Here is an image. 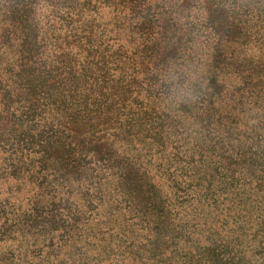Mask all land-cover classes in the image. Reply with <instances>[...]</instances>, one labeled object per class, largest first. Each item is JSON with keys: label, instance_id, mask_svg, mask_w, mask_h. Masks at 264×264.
<instances>
[{"label": "trees", "instance_id": "trees-1", "mask_svg": "<svg viewBox=\"0 0 264 264\" xmlns=\"http://www.w3.org/2000/svg\"><path fill=\"white\" fill-rule=\"evenodd\" d=\"M172 63L201 72L194 105L174 108L157 87ZM0 148L10 177L36 167L40 180L0 241L43 250L42 264L94 261L74 190L89 209L115 194L129 206L111 230L131 264H252L247 230L264 241V0H0ZM172 194L228 202L215 220L229 227L178 253L194 224Z\"/></svg>", "mask_w": 264, "mask_h": 264}, {"label": "rangeland", "instance_id": "rangeland-1", "mask_svg": "<svg viewBox=\"0 0 264 264\" xmlns=\"http://www.w3.org/2000/svg\"><path fill=\"white\" fill-rule=\"evenodd\" d=\"M10 164L11 159L7 153H4L0 148V203H4V206L6 205L7 210L5 211L3 208V213L0 211V237L1 234L5 232V228L8 227L5 224V220H7V214L17 215L23 211V213L29 211L33 200L40 191L37 186V183H39L40 180L38 179L36 167H31L29 171H25L18 175V178H14L8 175ZM173 169L174 167H172L170 171ZM174 171L176 170H173L172 172ZM159 172L160 171L157 172V170H153L151 174L158 175ZM165 182L166 180L162 179L163 187L166 191H168L167 185L164 184ZM73 192V200L77 202L79 206H81L80 209L86 214L89 213L91 215V218L86 225V228L90 229L91 233L90 244L88 246V251L94 259L91 264H131L133 259L130 258L128 249L127 251L122 252L117 245L118 243H121V238H123V236L119 234L118 236H114L113 231L111 230V228L114 227V224L116 228L119 226L121 220H123V216L125 214L124 212L128 210L127 208L129 206L125 205V203L122 202L119 197H116L117 195L115 194L113 200L112 198L108 199L107 203H104V205L99 207L97 210L96 207L89 209L86 206L88 205L87 202L81 198V193L78 192V190H74ZM167 197L170 209L182 212L181 215H185V217L190 218V224H194V227L190 229L194 233L191 235L189 234L190 237L188 239L185 237L177 241V245L180 248L177 251L178 253L182 248L189 249L190 244H205L207 237L211 235V232L213 233L214 230L219 232L221 230H227L226 227H229L230 225L228 217L224 218V215L223 220L216 221V216L222 209H224L223 207L228 208V202L222 204V206H219L216 209L211 205L199 203L197 198L192 196L185 198V201L181 205H179V200L183 199L179 197L175 199L176 197L173 194L167 195ZM86 208H88V211ZM192 218H194L195 221H193ZM106 220L114 223L105 225ZM126 220L132 222L136 219L134 220L133 215L130 214ZM253 230V228L247 230V238L244 242V245L248 243L247 250L249 249L254 252L252 264H264V241L261 239L255 242V240L252 239ZM127 238H133L136 240V244H140V239L132 237V235H128ZM109 244H111L114 250L109 248ZM104 247H107L110 253L108 251L107 254V251ZM89 248H92V250H89ZM7 249H9V251H11L15 256L12 258L11 264L43 263V250L40 251L37 248V251H34L36 249H33L29 244L26 246L21 245L17 241H0V250L7 251ZM1 252L2 251H0V261L2 259L4 260V255ZM175 259H179L178 256H176ZM135 263H137V261H135ZM2 264H5V260Z\"/></svg>", "mask_w": 264, "mask_h": 264}, {"label": "clouds", "instance_id": "clouds-1", "mask_svg": "<svg viewBox=\"0 0 264 264\" xmlns=\"http://www.w3.org/2000/svg\"><path fill=\"white\" fill-rule=\"evenodd\" d=\"M167 86L166 103L174 108L194 105L201 99V90L206 86L202 75L192 65L170 64L159 70L157 87Z\"/></svg>", "mask_w": 264, "mask_h": 264}]
</instances>
